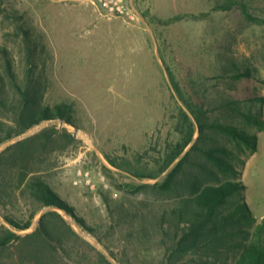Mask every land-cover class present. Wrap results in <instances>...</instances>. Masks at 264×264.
Wrapping results in <instances>:
<instances>
[{"label": "trees", "instance_id": "16d2710c", "mask_svg": "<svg viewBox=\"0 0 264 264\" xmlns=\"http://www.w3.org/2000/svg\"><path fill=\"white\" fill-rule=\"evenodd\" d=\"M217 8H236L248 21L264 25V18L253 14L245 0H226ZM6 12L0 10L15 20L27 68L22 80L12 51L0 47V147L12 142L0 152V214L5 220L0 221V264L6 260L14 264H114L113 259L131 264L127 250L116 249L117 233L111 241L100 235L52 183L60 156L79 144L66 126H78L75 105L44 104L43 84L37 78L39 43L22 17ZM235 76L250 77L251 72ZM170 78L182 103L174 126L176 138L155 148L153 155L149 151L137 152L133 158L106 155L112 167L141 181L117 183L123 197L144 194L149 201L135 208L101 189L108 212L116 220L111 228L128 229V240L138 245L139 264H264V219L259 222L254 215L241 181L248 155L258 151L259 137L252 130L264 131L263 112L254 108L259 97L240 99L223 93L213 106L208 103V90L192 89L186 96L172 73ZM45 121L54 124L23 137ZM104 170L114 173L107 165ZM60 211L96 236L109 255L84 239ZM39 215L37 228L23 233ZM125 240L119 242L125 244Z\"/></svg>", "mask_w": 264, "mask_h": 264}, {"label": "rangeland", "instance_id": "374dc122", "mask_svg": "<svg viewBox=\"0 0 264 264\" xmlns=\"http://www.w3.org/2000/svg\"><path fill=\"white\" fill-rule=\"evenodd\" d=\"M225 1L133 0L142 20L130 22L108 15L92 0H0V10L22 17L39 43L37 78L43 84L44 104L75 105L79 144L60 156L52 183L100 235L111 241L117 233L116 249L127 250L131 264H139L138 245L128 240V229L111 228L116 220L108 212L101 189L127 206L142 208L143 202L149 201L144 194L123 197L117 183L141 181L112 167L106 155L115 159L133 158L145 151L153 155L165 141L176 138L174 126L182 103L170 74L186 96L192 89L208 90L209 105H217L223 93L240 99L259 97L254 108L262 110L264 117V102L260 101L264 98V25L248 21L236 8H217ZM245 1L253 14L264 18V0ZM176 16L185 17L166 23ZM16 33L15 20L1 13L0 47L12 51L23 80L26 51ZM247 71L250 77L236 78L237 73ZM53 124L45 121L25 136ZM66 126L74 132L75 127ZM252 132L259 137L258 151L248 155L241 181L247 187L246 201L261 222L264 131ZM11 143L2 145L0 152ZM104 165L114 173L107 174ZM87 172L91 184L84 178ZM13 212L20 215L15 209ZM65 217L84 239L109 255L96 236L79 227L72 217ZM39 219L40 215L23 233L34 231ZM0 221L5 223L1 214ZM118 238L126 239L125 244Z\"/></svg>", "mask_w": 264, "mask_h": 264}, {"label": "built area", "instance_id": "2783aa9c", "mask_svg": "<svg viewBox=\"0 0 264 264\" xmlns=\"http://www.w3.org/2000/svg\"><path fill=\"white\" fill-rule=\"evenodd\" d=\"M92 2L102 7L110 16L123 17L130 22H138L142 20L138 11L128 0H92ZM84 178L87 179L88 184H91L89 172L84 174Z\"/></svg>", "mask_w": 264, "mask_h": 264}, {"label": "water", "instance_id": "95a60500", "mask_svg": "<svg viewBox=\"0 0 264 264\" xmlns=\"http://www.w3.org/2000/svg\"><path fill=\"white\" fill-rule=\"evenodd\" d=\"M78 132H79V129L77 127H75V129H74V135H75V137H77ZM23 137H26V136L24 135Z\"/></svg>", "mask_w": 264, "mask_h": 264}, {"label": "crops", "instance_id": "0c3cea01", "mask_svg": "<svg viewBox=\"0 0 264 264\" xmlns=\"http://www.w3.org/2000/svg\"><path fill=\"white\" fill-rule=\"evenodd\" d=\"M129 2H130L131 5H133V0H130Z\"/></svg>", "mask_w": 264, "mask_h": 264}]
</instances>
